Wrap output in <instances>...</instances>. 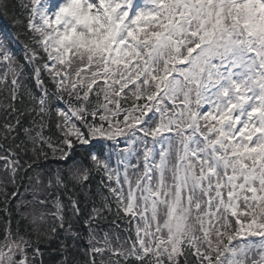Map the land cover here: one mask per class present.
Returning <instances> with one entry per match:
<instances>
[{"label": "snow or ice", "instance_id": "snow-or-ice-1", "mask_svg": "<svg viewBox=\"0 0 264 264\" xmlns=\"http://www.w3.org/2000/svg\"><path fill=\"white\" fill-rule=\"evenodd\" d=\"M0 264H264V0H0Z\"/></svg>", "mask_w": 264, "mask_h": 264}]
</instances>
